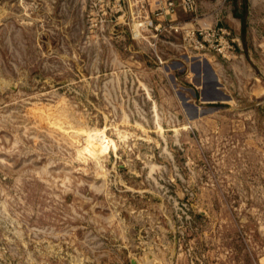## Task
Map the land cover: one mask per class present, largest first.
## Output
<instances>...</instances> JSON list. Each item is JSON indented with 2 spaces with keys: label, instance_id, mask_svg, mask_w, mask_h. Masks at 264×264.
I'll return each mask as SVG.
<instances>
[{
  "label": "rangeland",
  "instance_id": "obj_1",
  "mask_svg": "<svg viewBox=\"0 0 264 264\" xmlns=\"http://www.w3.org/2000/svg\"><path fill=\"white\" fill-rule=\"evenodd\" d=\"M153 1L0 0V264H264V0L222 92Z\"/></svg>",
  "mask_w": 264,
  "mask_h": 264
},
{
  "label": "built area",
  "instance_id": "obj_2",
  "mask_svg": "<svg viewBox=\"0 0 264 264\" xmlns=\"http://www.w3.org/2000/svg\"><path fill=\"white\" fill-rule=\"evenodd\" d=\"M139 5L136 12L141 13L135 17V26L132 27L136 36L148 31V43L156 63H163L160 52H157L158 45L180 48L203 60L210 58V65L216 58L227 61L236 57L237 38L220 23L217 15L210 22L199 21L197 0H154L151 10L143 9L141 3ZM177 10L188 18L175 17Z\"/></svg>",
  "mask_w": 264,
  "mask_h": 264
},
{
  "label": "crops",
  "instance_id": "obj_3",
  "mask_svg": "<svg viewBox=\"0 0 264 264\" xmlns=\"http://www.w3.org/2000/svg\"><path fill=\"white\" fill-rule=\"evenodd\" d=\"M242 2L244 6H242V3L240 2V0H230V1L229 0H198V13L197 14L201 16L198 18L199 21L210 22L214 15L219 14L221 9H225V13H223L220 16V23L223 26H226L227 28H229L232 35H234L237 38V45H236L237 51L242 49V45H243L242 38H243L244 33H247V34L251 33V32L248 33V30H247L248 26H245L246 22L248 21H246L247 17H246V10H245V4H244L245 2L244 0H242ZM224 3H226V5ZM230 7H231V10H230ZM175 17L179 19L188 18V16L182 13L180 10H177ZM252 39H253V35H252ZM254 44H256V46L258 45V43L252 42V46ZM260 44L264 45V40ZM242 55H243L242 53H241V56L238 53L235 59H233L229 64L230 69L232 70V73L235 76H239L240 79H242L244 74L245 75L248 74L250 76V71L248 69V66L244 62V60L241 58ZM209 66H210V70L211 69L213 70L212 66L211 65ZM207 70L208 71H206V75L209 77H212L213 75L211 74L209 69ZM213 72L216 75L215 70H213ZM209 77H207L208 79L206 78L208 80L207 88L215 92L221 91L222 90L221 86L218 85L219 87L218 88L217 86L213 85V81ZM229 79H230V76L228 80ZM263 93H264V90H263Z\"/></svg>",
  "mask_w": 264,
  "mask_h": 264
},
{
  "label": "water",
  "instance_id": "obj_4",
  "mask_svg": "<svg viewBox=\"0 0 264 264\" xmlns=\"http://www.w3.org/2000/svg\"><path fill=\"white\" fill-rule=\"evenodd\" d=\"M206 68L209 69V71H210L211 74L213 75V76H212V77H213V78H212L213 85H215V86L218 87V81H217V78H216L214 72H213L212 70H210V67H209L208 65H206ZM219 92H221V91H219ZM186 104L190 107V109H191V113L195 116L196 113L198 112V111H197V110H198V107H197L196 105H194L193 103H186ZM199 111H200V109H199ZM189 117H191V114L189 115Z\"/></svg>",
  "mask_w": 264,
  "mask_h": 264
},
{
  "label": "bare ground",
  "instance_id": "obj_5",
  "mask_svg": "<svg viewBox=\"0 0 264 264\" xmlns=\"http://www.w3.org/2000/svg\"><path fill=\"white\" fill-rule=\"evenodd\" d=\"M188 58V57H187ZM167 65V64H166Z\"/></svg>",
  "mask_w": 264,
  "mask_h": 264
},
{
  "label": "trees",
  "instance_id": "obj_6",
  "mask_svg": "<svg viewBox=\"0 0 264 264\" xmlns=\"http://www.w3.org/2000/svg\"><path fill=\"white\" fill-rule=\"evenodd\" d=\"M245 4V3H244Z\"/></svg>",
  "mask_w": 264,
  "mask_h": 264
}]
</instances>
